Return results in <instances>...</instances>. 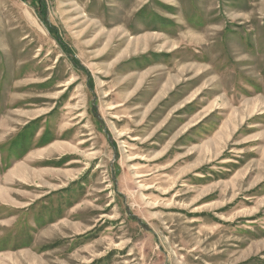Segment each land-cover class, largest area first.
<instances>
[{"label":"rangeland","instance_id":"374dc122","mask_svg":"<svg viewBox=\"0 0 264 264\" xmlns=\"http://www.w3.org/2000/svg\"><path fill=\"white\" fill-rule=\"evenodd\" d=\"M23 121L15 264H264V0H0V140Z\"/></svg>","mask_w":264,"mask_h":264},{"label":"crops","instance_id":"0c3cea01","mask_svg":"<svg viewBox=\"0 0 264 264\" xmlns=\"http://www.w3.org/2000/svg\"><path fill=\"white\" fill-rule=\"evenodd\" d=\"M182 57H183V54L180 53L179 56H177V60H180V58H182ZM192 62L195 63L194 61H192ZM198 64L196 66H194V69L195 70H196V68L199 67ZM157 66H160V67H162L164 69H168L169 68L165 64H160L158 62V63H155L154 65H151L150 67H148L147 68L148 69L147 71H152L153 68H155ZM199 68L201 70L204 69V67H199ZM184 71H185V66L182 65L181 68L177 69L175 73H173L172 71H169L168 74H166L164 77H162L163 79L160 81V83L158 85V88L155 90L156 92H154V95L156 93V95H155L156 97L154 96L155 97V101L161 100V99H163L164 97H166V96H168L170 94V91L172 90V88L174 86H176V84H179L182 81V79L184 78L183 77V75L185 74ZM137 73L138 72L135 73L134 77L137 75ZM158 77L160 78V76H158ZM174 77H179L181 80L179 79L177 81H174L175 80ZM198 85H196V86H198ZM201 87L202 88L198 92L193 91L194 89H190L189 92H185V94H184L185 101L179 105L180 108H182L181 110H184L185 109L183 111V113L186 112V109L189 110V111H191V113L188 115L189 117H191V118L192 117H195V116L198 117V120L195 123H193V125L198 124L205 116H207L210 113H212L213 112V109H214V108L213 109H210V108L209 109H206L205 110V113L203 115H199L201 110L196 109L198 107V104H199V99L204 100V99L208 98V96H210L209 97V100H208L210 102V101H212V98L214 96V95H210L208 92L203 94L204 88H203V86H201ZM183 88H184V85H183ZM186 89L187 88L185 87L184 88V91ZM129 91H131V88L129 89ZM134 95H137V92H132L131 95H130V97H132ZM116 99L117 100L114 101V103L112 104V106L109 107V108H111V111H113V112L115 110H118V106H121L125 102V100L122 97L121 98L116 97ZM209 102L205 103L204 106L206 105V106L213 107L214 105L210 104L211 102L210 103ZM39 116H41V115H39ZM22 118L26 119L27 117H25V114H24V116L21 117V119ZM27 122L28 121H23L22 123H18V125H21L22 126L18 131L16 130L15 133H12V131H11L9 134H11V133L12 134L9 135V137L7 139H4V140L1 139L0 140V150L2 151V152L0 151V159L3 160V162L8 163L10 165V167H7V168H11V166L14 165V162L16 160L20 161L24 157L26 158V157L30 156L29 155V153L31 151L30 148H26V151L22 155L18 154L17 151H16L17 149H20L21 148V145L20 144L23 145V144H28L30 142V141L28 142V139L29 138L23 136L24 134L23 135H17L22 130L28 128V125L27 124L29 122L28 123ZM2 126L3 127L11 126V123H9V121L7 119L6 121H4V123H2ZM4 132H5V130H4ZM16 138L18 140L17 143H16ZM12 147H14V148L12 149ZM15 148H16V150H15ZM3 162H2V164H3ZM2 164H0V165L2 166ZM2 169H3V167H2ZM6 170H8V169H6ZM15 172H16V170H15ZM15 172L11 173L13 175V177H16V175H18V177H21L22 176L18 172H16V173ZM3 173L6 176H11L12 177V175L10 173H8V172H3ZM3 196L4 197H8L9 195H3ZM5 204L6 203H4L3 205H0V207L7 206L6 209L10 208L9 207L10 204H8V205H5ZM6 215H10V213L9 214H6ZM6 226H7L6 228L10 230L13 225L12 224H8ZM36 226L37 225H35V223H33L32 226H31V228H30L31 231L36 230L35 229ZM22 227L25 228L26 226H22ZM1 229H3V228H1ZM24 230H27V229L25 228ZM0 233H1V231H0ZM15 237L18 238L17 235H15ZM34 238H35V236L33 235V241H34L33 242V245L31 247L25 248L23 250L33 249L34 244H35V242L37 240V239L35 240ZM21 256H22V254L19 253L18 250H5V251H2L1 250L0 251V264H13V263L15 264V263H18L19 260H21ZM24 257H26V254H24Z\"/></svg>","mask_w":264,"mask_h":264},{"label":"bare ground","instance_id":"6f19581e","mask_svg":"<svg viewBox=\"0 0 264 264\" xmlns=\"http://www.w3.org/2000/svg\"><path fill=\"white\" fill-rule=\"evenodd\" d=\"M221 132V131H220ZM16 176H18V175H16Z\"/></svg>","mask_w":264,"mask_h":264}]
</instances>
